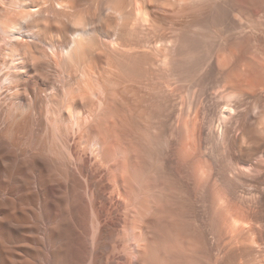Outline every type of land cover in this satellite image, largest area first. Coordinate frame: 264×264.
<instances>
[{
    "label": "bare ground",
    "instance_id": "bare-ground-1",
    "mask_svg": "<svg viewBox=\"0 0 264 264\" xmlns=\"http://www.w3.org/2000/svg\"><path fill=\"white\" fill-rule=\"evenodd\" d=\"M239 1L258 15L264 7V0ZM94 3L95 36L167 64L178 41L159 22L193 0ZM76 12L75 0H0V264H195V177L207 174L195 161L201 137L186 116L153 102L161 90L140 83L139 73L124 87L105 82L94 48L100 39L79 29L69 36V22L83 21ZM233 20L219 27L228 35L247 31L248 23ZM145 27L161 34H144ZM235 53L210 56L208 67L246 73L249 62L237 68ZM234 95L223 91L213 105L209 130L218 146L248 117ZM232 159V171L246 172L247 159Z\"/></svg>",
    "mask_w": 264,
    "mask_h": 264
},
{
    "label": "rangeland",
    "instance_id": "rangeland-1",
    "mask_svg": "<svg viewBox=\"0 0 264 264\" xmlns=\"http://www.w3.org/2000/svg\"><path fill=\"white\" fill-rule=\"evenodd\" d=\"M93 1L95 2V0H75L76 14L83 18L82 23L85 21L86 23L84 25L70 21L69 36L72 31L79 29L85 32V39L88 35L94 36L93 41L100 39V41H96V45H98H95L94 48H97L96 52H100L97 53L99 59L97 58L98 61H96L98 69L104 73L107 72L105 78L110 79L105 82H113L117 86L124 87L129 83L132 71H135L136 75L139 73L137 80L140 83L143 82L142 84L150 87L154 93L157 88L158 91H162L152 95L153 98L155 97V100L152 98L153 102L163 104L162 106L166 109L170 108L171 111H174V117L179 115L184 118L186 116L185 118L191 121L190 125L195 131V136L201 137L195 161L197 166L205 164L208 171L206 170L207 174L201 181H199V175L197 173V176L195 175L196 185L194 186L191 215L195 264H264V67L262 66L264 62V7H261L259 16L258 13L250 12V8L239 0H231V2L230 0H196L197 3L193 0V3L187 7V11H184L185 13L161 18L162 21L159 22V26L168 25L169 28L171 27L169 35L176 36L177 47H179H176L178 50L175 49L169 53L170 63L168 60L167 64H162L159 54L145 53L144 55L140 53L141 56L137 54L134 57L119 50L120 53H118L113 46L112 39L102 35L95 36V32L92 31L94 28L92 14L95 11ZM237 2L240 3L237 4ZM243 6L246 7V10ZM228 12L230 16H228ZM221 18H224L226 22ZM220 19L225 24L228 21L232 22V19H234L233 21L243 20L245 24L248 23L247 33L238 36L236 33L228 35L225 29L220 28L221 25L219 27V24L223 23ZM218 27L224 35L221 34ZM146 29L147 27L143 29L145 31L142 33L155 32L154 34L157 36L161 34L158 33L159 29H157L158 31ZM138 30L134 32V37L140 39L142 27ZM173 30L177 33H174ZM262 30L263 33H261ZM172 32L175 35H172ZM138 34L140 35L138 36ZM128 39L130 40L129 35H125L123 43L128 44L126 43L129 42ZM234 51L237 54L235 57L238 60L236 61L237 68L243 62L246 64L245 60L247 63L249 62L250 70L246 73L241 71V68H235V73L233 70L220 73L221 71H218L220 69L210 65L208 67L209 60L213 55L225 54L230 57ZM253 55L255 56L253 57ZM255 57L259 59L261 65L258 66V61H256L258 59ZM159 61L161 65L158 64ZM240 72L242 76L246 75L243 76L245 79L247 78L246 83L238 79L241 76ZM252 76L254 80H252ZM250 85L251 87H249ZM220 90H222L221 92L231 91L233 95L236 93V96H233L234 99L242 101V110L248 111L246 120L231 126L229 138L225 146L223 145L224 147L218 146L211 139L209 130L210 122L213 121V118L211 120L214 112L213 105L219 98L217 96L221 94ZM146 133L149 135L150 131L147 130ZM240 157H244L249 162L245 165L243 160L239 159ZM234 158L238 159L235 161ZM231 159L235 163L238 160V162H242L240 166L246 172L232 171ZM202 188L204 189L202 190ZM203 191L204 194H202ZM179 217L182 219L181 216ZM204 242H206L205 245Z\"/></svg>",
    "mask_w": 264,
    "mask_h": 264
}]
</instances>
